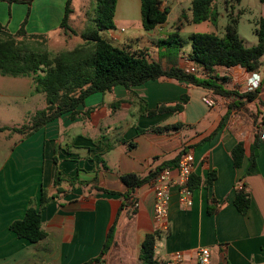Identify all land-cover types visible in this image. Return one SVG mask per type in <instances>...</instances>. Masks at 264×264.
Masks as SVG:
<instances>
[{
  "label": "crops",
  "instance_id": "crops-1",
  "mask_svg": "<svg viewBox=\"0 0 264 264\" xmlns=\"http://www.w3.org/2000/svg\"><path fill=\"white\" fill-rule=\"evenodd\" d=\"M119 1L115 6L114 29L106 31V37L100 32L103 39L118 48L143 51L150 60L161 62L165 69L177 66L184 71L192 67L188 38L194 33L187 30L196 25L191 22L192 0H175L173 7L167 0H159L160 9L169 10L167 20L147 31L145 41L136 49L129 48L132 40L115 27ZM261 2V18L264 19V0ZM65 3L66 0H33L26 5L0 1V24L15 34L26 19L27 34L51 39L50 34L58 30L64 16ZM173 12L175 16L171 17ZM73 13L76 20L85 19L84 14H76L72 7ZM175 32L181 47L179 61L171 59L164 63L160 45ZM260 62L261 82L256 98L250 102L239 99L241 104L229 110L230 102L214 96L208 89L160 78L133 88L131 95L121 86L108 93L92 94L78 106L79 115L75 118L70 113L63 114L31 133H19L24 129L19 126L0 127L6 129L0 136L9 147V155L0 165V264H84L100 254L115 221L113 243L102 257V264L111 251L123 248L124 241L130 245L129 259L133 261L128 264H140L138 257L144 237L155 231L152 184L135 190L136 209L119 212L120 194L126 191L119 178L129 173L144 177L173 161L184 149L193 152L191 177L199 178L200 185L193 190L189 188L192 192L190 207L179 203L178 190L171 187L168 229L160 233L156 243V260L163 264L173 252H181L183 264H196L197 250L207 248L210 264H264V139L257 150V173L244 176L255 124L259 130H264L261 120L264 117L261 107L264 58L261 57ZM218 73L228 78L226 89L244 93L249 77L244 69L239 66L219 68ZM36 96L32 94L29 79L0 75V98L16 101L26 116L28 110L22 106L30 110ZM182 97L187 98V103L180 113L148 116L142 112L143 109L156 110L161 105H174ZM204 99L214 105L208 107ZM42 109L44 105L40 110L31 109L30 122L25 115L21 118L29 122L25 130L31 129L32 118ZM226 114L225 125L202 143ZM174 125L181 127L166 133L150 131L153 127ZM137 129L144 132L138 134ZM239 142L244 145L245 156L241 167L236 168L231 150ZM95 157L101 161L98 165L93 162ZM171 169L175 177V169ZM56 172L75 178L73 185L63 182L55 186ZM210 174L215 175L214 180L206 185L204 182ZM239 183L244 185L250 198L245 214H240L233 205ZM58 188L62 193L57 192ZM97 188L116 195L99 193ZM41 190L46 198L53 200L40 208ZM29 202L40 209L41 228L45 233V238L35 244L17 238L9 229L12 222L24 217Z\"/></svg>",
  "mask_w": 264,
  "mask_h": 264
},
{
  "label": "trees",
  "instance_id": "trees-1",
  "mask_svg": "<svg viewBox=\"0 0 264 264\" xmlns=\"http://www.w3.org/2000/svg\"><path fill=\"white\" fill-rule=\"evenodd\" d=\"M9 3L30 5L33 0H0ZM72 0H66L64 16L58 27L60 36L66 39L78 37L82 40L70 50L52 53L45 50L49 38L45 35H29L25 31L26 19L20 25L15 34H11L5 26L0 24V75L11 78H27L31 81L32 94H42L44 109L39 111L32 118V127L29 130H20L22 134L31 133L44 125L59 118L63 114L70 113L72 118L78 116L77 108L84 100L95 93H108L115 87L121 86L131 95L132 90L148 81H155L160 78H169L177 81H185L188 84L208 89L214 96L227 99L230 104L228 110L241 104L239 99L253 101L259 88L254 92L239 94L234 90H228L225 85L228 78L219 76V68L241 67L248 74L256 73L261 66L260 59L264 54V19L260 18L255 22L254 34L257 37V44L247 48L237 33V18L231 14L227 15L228 23L224 27L222 36L214 33H194L189 36L191 53L189 61L194 67L193 74H186L177 66L163 68L161 62L150 60L143 51H131L128 48H118L110 44L100 36V32L114 29V12L117 0H94L95 7L90 18L91 23L82 33L77 31L70 24L72 14ZM142 28L151 31L157 26L163 25L169 14L168 8L160 9L159 0H139ZM216 0H192L190 13L191 22L199 24L210 22L217 24L218 12L215 9ZM179 29V26L178 28ZM179 37L175 32L166 39V44H171L173 39ZM178 43V41H177ZM197 73L201 78L197 77ZM187 98L182 97L179 103L169 106H158L156 110L142 112L148 116L163 113H180L183 111ZM264 110V102L261 103ZM227 114L220 120V124L210 137L202 143L211 139L225 125ZM264 124V123H263ZM262 124V125H263ZM180 125L153 127L154 133H166L172 129H178ZM0 128V132L5 131ZM14 132V130L11 129ZM138 134L144 130L137 129ZM260 130L258 125L254 130L253 143L250 146V156L247 159L244 176H251L257 173L256 157L257 150L261 144ZM133 146V144H130ZM191 149L182 150L177 158L159 166L156 170L144 177L136 174H124L120 181L126 187V191L120 194L122 205L120 211H130L136 201L135 190L145 184L152 183L160 172L165 168H175L179 158ZM245 149L242 142L236 143L231 150V159L236 168L241 167ZM95 165L100 159L95 157ZM215 175L210 174L205 180L210 185ZM75 178H68L61 172H56L55 186L63 182L73 185ZM88 184V183H87ZM200 185V179L192 176L189 182L191 190ZM99 193L116 195L114 192L101 188L96 189ZM62 193V189H57ZM53 198H46L45 192L41 190L39 207H44ZM233 205L240 214H245L250 205L249 194L242 189L236 190ZM117 219V217H116ZM116 222V221H115ZM115 222L109 229L100 254L84 264H102V257L110 249L115 233ZM17 238L24 239L30 243H38L45 238L41 228L40 209H36L32 202H29L24 217L14 221L9 226ZM160 232L155 230L147 234L140 247V264H159L155 258V246L160 239Z\"/></svg>",
  "mask_w": 264,
  "mask_h": 264
},
{
  "label": "rangeland",
  "instance_id": "rangeland-1",
  "mask_svg": "<svg viewBox=\"0 0 264 264\" xmlns=\"http://www.w3.org/2000/svg\"><path fill=\"white\" fill-rule=\"evenodd\" d=\"M169 5L173 7L175 0H167ZM262 5L261 0H216L215 9L218 12V20L216 25L211 23L204 22L200 24L193 25L187 30L193 31V33H214L218 36H222L224 33V27L228 23L227 15L231 14L237 18V33L239 38L242 40L243 45L247 48L253 47L257 44V37L254 34V25L255 22L262 17ZM71 6L73 7L75 13H81L85 15L84 18L76 20L73 18L74 13L72 14L71 24L82 33L87 27L90 26L91 17L93 15L95 1L94 0H72ZM175 13L171 14V17H174ZM183 19V17H182ZM117 23L115 24L119 32L122 31V34L131 39L129 48L136 49L135 47L141 45V41H145L147 37V31H145L141 26V16H140V1L139 0H120L117 7L116 15ZM172 25V22H169V26ZM103 37H106V31H103ZM52 36L47 44L45 45V50L57 53L65 50H70L79 43H82V40L78 37H72L69 39L60 36L58 32L51 33ZM173 39L171 44L163 43L160 45V55L164 57V63L173 59L174 61H179L181 55V47L179 46V41ZM139 47V46H138ZM264 58V54L262 56ZM167 67V64L165 65ZM198 78H201L199 73L196 74ZM244 91V90H243ZM245 92V91H244ZM44 98L42 94H37L33 99V109L39 110L43 107ZM22 106V105H21ZM24 110H28L27 116L22 112L20 106L14 100L1 99L0 98V127H20L25 128L30 122L29 117L31 116L30 110L27 106H22ZM27 117L29 122L21 120V118ZM262 123H264V117H261ZM26 121V122H25ZM206 121L204 122V126ZM257 127V123L255 124ZM256 129V128H255ZM199 131H201L199 129ZM22 132V131H20ZM19 134V133H18ZM9 155V147L3 142L2 137L0 136V165L3 162L4 158ZM129 239V238H128ZM123 248L121 250H113L108 255L107 261L105 264H128L131 260L129 259L130 255V245L124 241L122 244ZM121 256H124L123 258ZM129 259V260H126ZM132 261V260H131ZM133 262V261H132Z\"/></svg>",
  "mask_w": 264,
  "mask_h": 264
},
{
  "label": "built area",
  "instance_id": "built-area-1",
  "mask_svg": "<svg viewBox=\"0 0 264 264\" xmlns=\"http://www.w3.org/2000/svg\"><path fill=\"white\" fill-rule=\"evenodd\" d=\"M262 67V66H261ZM186 74H193L194 67H186ZM261 70L256 73L249 74L246 79L244 91H256L261 82ZM208 107L214 104L206 99L203 100ZM260 138L264 139V130H260ZM175 169V177L172 175L171 168L163 169L157 178L151 183L153 189V221L155 230L164 233L168 229V206L170 203V189L176 187L179 194V203L183 207H190L192 204V192L189 189L190 177L194 170V155L193 152L183 154ZM238 190L242 189V184H237ZM138 207L137 201L133 203V209ZM196 264H210V250L201 248L195 254ZM163 264H183V255L181 252H173Z\"/></svg>",
  "mask_w": 264,
  "mask_h": 264
}]
</instances>
